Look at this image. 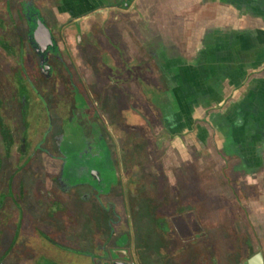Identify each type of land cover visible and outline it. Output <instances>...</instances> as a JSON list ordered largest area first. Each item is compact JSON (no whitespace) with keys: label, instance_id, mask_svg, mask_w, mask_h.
I'll return each mask as SVG.
<instances>
[{"label":"rangeland","instance_id":"374dc122","mask_svg":"<svg viewBox=\"0 0 264 264\" xmlns=\"http://www.w3.org/2000/svg\"><path fill=\"white\" fill-rule=\"evenodd\" d=\"M25 9L0 12V98L14 137L9 152L0 133V262L96 264L88 254L103 256V248L116 256L127 245L129 261L163 264L164 234L161 254L142 241L155 213L171 207L158 114L165 112L163 91L149 83L158 109L147 105L142 88L121 86L130 81L126 70L102 52L100 40L91 41L100 28L91 33L84 23L46 21L55 46L41 53L31 38L40 8Z\"/></svg>","mask_w":264,"mask_h":264},{"label":"crops","instance_id":"0c3cea01","mask_svg":"<svg viewBox=\"0 0 264 264\" xmlns=\"http://www.w3.org/2000/svg\"><path fill=\"white\" fill-rule=\"evenodd\" d=\"M30 4L44 22L100 28L91 41L100 40L102 52L126 70L130 81L120 85L142 88L150 107L159 109L161 100L149 83L163 91L165 112L158 114L171 207L155 213L150 238L142 240L155 254L164 246L163 264L264 259V0H0V12H26Z\"/></svg>","mask_w":264,"mask_h":264},{"label":"water","instance_id":"95a60500","mask_svg":"<svg viewBox=\"0 0 264 264\" xmlns=\"http://www.w3.org/2000/svg\"><path fill=\"white\" fill-rule=\"evenodd\" d=\"M34 40L36 44L40 47L41 53L45 54L50 48L55 46L53 39L52 30L46 26L45 22L41 19L37 20V27L34 31ZM100 173L94 172V176L99 178ZM97 264H102V261L99 260ZM109 264H134L131 261H122L116 260L113 263ZM244 264H264V259L262 254H258L255 257L248 259Z\"/></svg>","mask_w":264,"mask_h":264},{"label":"flooded vegetation","instance_id":"af4514ba","mask_svg":"<svg viewBox=\"0 0 264 264\" xmlns=\"http://www.w3.org/2000/svg\"><path fill=\"white\" fill-rule=\"evenodd\" d=\"M33 34H34V32H33ZM33 42H35V40H34V35H33ZM36 43V42H35ZM20 79H21V81H22V77H20ZM0 101H1V105H0V124L2 123V124H4V128L8 131V132H10L12 135H13V132H12V130H11V127L10 126H8L7 124H6V121H5V116L3 115V101H2V99L0 98ZM0 133H1V135H2V138H3V145L6 147V149H7V151H9L10 152V148L9 147H7L6 146V144H5V140H4V135H3V127L0 125ZM1 143V144H2ZM1 146V145H0ZM12 148V147H11ZM0 152H1V148H0ZM1 168V167H0ZM98 178V177H97ZM100 178V177H99ZM65 251H69V250H67L66 248H65ZM115 254H116V256H114L113 254H112V251H110L109 252V254L108 255H106L105 253H104V255L102 256L103 258H105V255H106V257H109V259L110 260H102V264H109V263H113L114 261H116V260H122V261H125L126 259H127V256H128V251L127 250H124L122 253H118V252H116L115 251ZM45 260H47V259H45ZM98 263V260H96V264ZM0 264H4L3 262H0Z\"/></svg>","mask_w":264,"mask_h":264},{"label":"trees","instance_id":"16d2710c","mask_svg":"<svg viewBox=\"0 0 264 264\" xmlns=\"http://www.w3.org/2000/svg\"><path fill=\"white\" fill-rule=\"evenodd\" d=\"M37 18L38 19H42V17L40 16V13L37 14ZM31 38H33V31H31ZM24 92H25V90L23 89V87H20V95L21 96H23ZM0 105H1V101H0ZM0 125L3 127V135H4L5 144H6L7 147H9L11 149V147L14 144V137H13V135L10 132H8L4 128V124L1 123ZM1 166H2V155H1V152H0V167ZM0 209H1V204H0Z\"/></svg>","mask_w":264,"mask_h":264}]
</instances>
